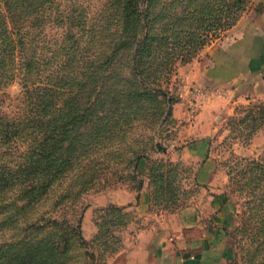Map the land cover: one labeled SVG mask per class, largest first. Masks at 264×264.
<instances>
[{
  "label": "rangeland",
  "instance_id": "rangeland-1",
  "mask_svg": "<svg viewBox=\"0 0 264 264\" xmlns=\"http://www.w3.org/2000/svg\"><path fill=\"white\" fill-rule=\"evenodd\" d=\"M104 1L80 0L91 15ZM234 3L239 1L153 0L144 7L157 19L159 46L137 62L160 76L152 78L166 96L142 99L120 118L116 112L129 111V106L112 102L111 128L102 126L105 119L99 123L94 144L83 148L78 161L55 180L43 201L20 217L18 226L0 225L2 252L9 243L16 248L25 240L35 250L49 240L58 242L61 257L44 250L45 263L35 258L31 264H121L142 228L149 226L148 211L169 219V214L189 209L226 224V264H264V224L258 222L264 214L259 171L264 167V119L258 111L264 97L220 87L205 95L193 86L194 63L232 27L227 22ZM263 6V1L249 0L238 19ZM58 29L48 25L46 33ZM127 60L117 56L114 73ZM20 90L15 80L0 91V107L10 115L20 110ZM200 138L207 147L194 153L188 145ZM134 153L141 155L132 160ZM142 193L147 205H140ZM41 216L60 225L26 228V222ZM76 224L82 240L70 232L69 225Z\"/></svg>",
  "mask_w": 264,
  "mask_h": 264
},
{
  "label": "trees",
  "instance_id": "trees-1",
  "mask_svg": "<svg viewBox=\"0 0 264 264\" xmlns=\"http://www.w3.org/2000/svg\"><path fill=\"white\" fill-rule=\"evenodd\" d=\"M152 1L105 0L91 15L80 0H0V91L15 80L21 87L17 113L0 107L1 226H18L20 217L43 201L83 148L94 144L100 122L105 119L102 126L111 128L112 102L129 106L116 112L120 118L142 99L166 96L152 78L160 76L137 62L159 46L157 19L144 8ZM238 1L229 10L228 27L249 0ZM48 25L59 29L47 34ZM121 55L128 60L116 74ZM105 103L108 107L101 108ZM259 109L264 119V104ZM259 171L264 178V167ZM261 219L263 225L264 214ZM59 225L48 216L25 223L26 228ZM69 227L83 239L78 224ZM25 245L23 240L16 248L10 243L6 251L0 248V264H31L35 258L45 263L46 250L57 257L63 253L57 241H41L35 250Z\"/></svg>",
  "mask_w": 264,
  "mask_h": 264
},
{
  "label": "crops",
  "instance_id": "crops-1",
  "mask_svg": "<svg viewBox=\"0 0 264 264\" xmlns=\"http://www.w3.org/2000/svg\"><path fill=\"white\" fill-rule=\"evenodd\" d=\"M194 66L198 69L193 86H200L205 95L220 87L264 97V6L257 13L242 14L219 42L202 50ZM188 146L194 147V153L202 152L207 140L200 138ZM140 205H147L144 193ZM169 217L148 211L149 226L142 228L121 264H226L229 245L224 222L205 220L189 209Z\"/></svg>",
  "mask_w": 264,
  "mask_h": 264
}]
</instances>
